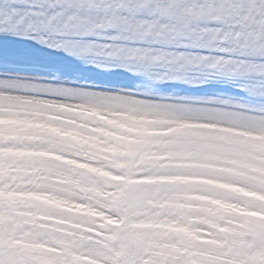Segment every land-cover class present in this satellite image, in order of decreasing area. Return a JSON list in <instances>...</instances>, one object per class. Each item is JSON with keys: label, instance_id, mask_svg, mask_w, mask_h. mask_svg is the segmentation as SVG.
<instances>
[{"label": "snow or ice", "instance_id": "snow-or-ice-1", "mask_svg": "<svg viewBox=\"0 0 264 264\" xmlns=\"http://www.w3.org/2000/svg\"><path fill=\"white\" fill-rule=\"evenodd\" d=\"M0 264H264V0H0Z\"/></svg>", "mask_w": 264, "mask_h": 264}]
</instances>
